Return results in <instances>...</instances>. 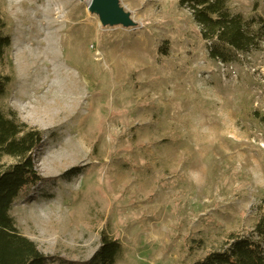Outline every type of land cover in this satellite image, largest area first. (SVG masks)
<instances>
[{
  "label": "rangeland",
  "instance_id": "374dc122",
  "mask_svg": "<svg viewBox=\"0 0 264 264\" xmlns=\"http://www.w3.org/2000/svg\"><path fill=\"white\" fill-rule=\"evenodd\" d=\"M88 1L0 0L13 40L0 108L46 133V182L11 214L50 257L88 262L105 231L124 244L117 264H195L264 207V47L220 64L181 0H121L134 28L103 26ZM257 3L230 0L247 18Z\"/></svg>",
  "mask_w": 264,
  "mask_h": 264
},
{
  "label": "trees",
  "instance_id": "16d2710c",
  "mask_svg": "<svg viewBox=\"0 0 264 264\" xmlns=\"http://www.w3.org/2000/svg\"><path fill=\"white\" fill-rule=\"evenodd\" d=\"M180 5L201 27V39L211 60L230 65L239 56L264 47V5L260 10L257 3L251 18L234 12L230 0H181ZM7 26L0 8V61L13 46ZM11 82L10 76L0 75V100L8 94ZM45 134L23 123L15 111L0 108V161L3 157L15 159L13 165L0 169V264H117L125 252L124 244L105 231L93 258L77 263L45 255L17 227L11 214L14 204L21 197L31 201L33 190L46 182L36 166V151ZM195 264H264V207L251 230L230 232L224 248L210 251Z\"/></svg>",
  "mask_w": 264,
  "mask_h": 264
},
{
  "label": "water",
  "instance_id": "95a60500",
  "mask_svg": "<svg viewBox=\"0 0 264 264\" xmlns=\"http://www.w3.org/2000/svg\"><path fill=\"white\" fill-rule=\"evenodd\" d=\"M89 10L99 16L105 27L134 28L137 26L131 13L121 6V0H91Z\"/></svg>",
  "mask_w": 264,
  "mask_h": 264
},
{
  "label": "bare ground",
  "instance_id": "6f19581e",
  "mask_svg": "<svg viewBox=\"0 0 264 264\" xmlns=\"http://www.w3.org/2000/svg\"><path fill=\"white\" fill-rule=\"evenodd\" d=\"M89 3H90V0L88 1V4ZM57 14H58L57 15L58 18L62 17L61 11H58ZM59 34H60V30L56 32V36L58 37ZM40 43H42V41H40ZM54 46L55 44L53 43V49H54ZM51 47H52V44H51ZM50 57L58 62V58L55 55H53V53L50 54ZM66 68H67L66 66L61 65L60 67L55 69V72L58 74V76L60 75V79L63 82V87L64 86L66 87V89H64L66 93L64 94H66V96L68 97L72 95L74 103L78 105V101H79L78 96H79V93H81V87H83V85L80 82L79 78L75 76L73 72H71L70 70ZM74 94H76V98L73 97Z\"/></svg>",
  "mask_w": 264,
  "mask_h": 264
}]
</instances>
